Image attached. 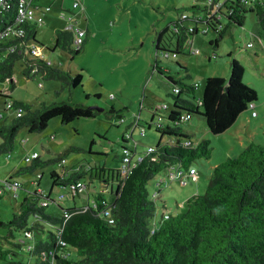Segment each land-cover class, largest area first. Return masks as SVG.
<instances>
[{"label":"trees","instance_id":"obj_1","mask_svg":"<svg viewBox=\"0 0 264 264\" xmlns=\"http://www.w3.org/2000/svg\"><path fill=\"white\" fill-rule=\"evenodd\" d=\"M225 2L219 12L228 22L223 23L217 36L210 41L214 46L230 24H243L244 14L248 11L256 15L260 28L258 35L264 34V0ZM9 4L5 18L11 21L16 0H9ZM187 18L179 14L172 26H166L156 37L154 65L165 74L170 84L167 95L172 98V104L164 109L167 110L165 119L155 122L160 139L153 150L137 159L124 178L119 177L117 168L109 169L117 183L107 197L112 221L101 213L102 195L94 198V206L73 205L63 209L69 213L64 217L63 213L60 216L47 213L40 201L48 194L42 195L34 189L23 196L18 212H13L6 221L0 219V229H4V232L0 231V264H264V140H252L235 156H228L214 165L204 191L189 196L183 211L161 216L154 228L149 223L156 204L146 188L148 181L170 163L188 167L192 160L208 158L211 154L209 139L193 143L191 133L182 124L194 114H200L211 133H221L256 99V90L242 82L244 68L235 58L230 61L227 78L205 77L199 95L195 92L197 84L187 81L190 77L188 72L174 77L168 69L157 66V55L169 58L187 53L186 43L198 31L196 25L188 30L189 25L183 24ZM194 20L202 21L199 17H194ZM82 30L86 32L87 29ZM167 30L173 36L172 46L162 43ZM35 33L36 25L33 24L23 41L38 43ZM53 41L52 49L58 48L74 55L83 46L84 39L75 47L73 31L62 27L55 29ZM23 48L19 53H7L0 62V80L8 78L11 87L12 69L18 58L23 59L22 72L28 77L38 72L43 78L60 81L61 88L69 89L82 83L80 71L71 74L53 66L52 62L47 64L42 58L31 55L27 47ZM175 63L182 68L177 59ZM11 107L20 108L22 112L7 124L0 125V153L13 148L15 134L21 127L39 132L54 116H58L62 123H68L100 112L84 104L67 101L42 102L32 109L30 104L14 100ZM109 111L122 118L113 107ZM137 119L140 124L138 116ZM124 133L121 145L126 144ZM164 135L168 139L162 141ZM48 162L37 156L24 170L32 171ZM98 169L103 171V168ZM81 172L79 167L70 174L65 170L60 176L52 170V185L66 186L77 180ZM5 192L0 193V198ZM25 229L31 232L30 240L23 237ZM15 231L22 232L20 238H15ZM58 240H63L65 246ZM28 241L33 242L30 249L26 246ZM23 249L24 254L19 251ZM61 251L66 252V257L60 255Z\"/></svg>","mask_w":264,"mask_h":264},{"label":"rangeland","instance_id":"obj_2","mask_svg":"<svg viewBox=\"0 0 264 264\" xmlns=\"http://www.w3.org/2000/svg\"><path fill=\"white\" fill-rule=\"evenodd\" d=\"M40 1L49 5L43 13L45 22L37 25L35 33L42 57L71 74L80 71L82 83L69 89L61 88L60 81L43 78L38 72L28 77L22 72L23 59H16L11 77L13 87L8 78L0 80V114L4 115L0 117V125L7 124L16 115L14 107L6 106L8 100L28 103L32 109L42 102L67 101L97 105L103 110L93 117H78L68 123H62L58 116H54L39 132H30L26 127L17 131L13 148L0 153V179H15L20 183L16 190L11 189L0 198L1 220L6 221L13 212H18L23 196L34 189L51 198L59 192L65 194L45 206L47 213L57 216L67 207L87 205L86 193H89V203L99 194L107 197L106 191L98 190V180L90 179L89 171L99 167L109 171L118 167L121 135L132 130L137 116L145 127V133L140 134L137 127L132 138L125 142L132 150L135 148L134 158L144 155L148 146L156 144L160 137L154 122L156 115L149 127L147 123L153 112L164 115L167 110L154 108L162 103L170 107L172 98L167 95L170 84L165 74L155 69L154 43L158 33L166 26L171 27L179 14L188 16L183 20L184 25H196L198 31L190 36L192 43H186L187 53L169 58L157 55V66L168 69L174 77L188 72L190 77L187 81L197 84L195 92L199 95L205 77L227 78L230 61L235 58L244 68L242 82L256 90L253 102L256 113L251 115L252 109L247 107L232 126L217 134L208 130L200 114H194L182 124L191 133L193 143L209 139L211 154L208 158H196L189 163L188 167L196 173L194 178L187 174L188 167L180 165L178 170L182 177L159 181L161 177L165 179L166 171L162 169L148 181L146 188L156 204L154 216L149 219L150 226L164 212L174 214L183 211L189 196L202 193L214 165L228 156H235L250 141L264 140V34L258 35L260 28L254 12L244 14L242 25L230 24L214 46L210 41L217 34L206 23L194 20V17L205 14L204 0H81L82 9L81 6L73 8V0ZM192 5L194 7L190 8ZM62 7L66 8L65 17L73 14L79 27L87 29L82 33L83 46L74 55L58 48L52 49L55 29L64 27L66 23V18L60 16ZM220 22L226 24L228 20L221 16ZM206 27L209 30L202 32L201 29ZM249 41L252 45L246 46ZM172 42L173 36L167 30L162 43L172 46ZM189 46L198 48V52H190ZM111 107L123 120L109 111ZM167 139L168 136H162V141ZM32 151L38 153L40 160L49 162L32 171L24 170L31 163L24 160V155ZM59 158L65 160L62 165L58 163ZM79 167L83 172L78 179L85 184L81 193L72 196L67 186L52 185L50 171L55 170L61 176L62 168L70 174ZM36 179L37 185L36 181L33 183ZM0 231L4 232V229ZM21 235V231L14 232L16 239ZM19 251L24 254L25 250ZM72 254L75 256L74 252Z\"/></svg>","mask_w":264,"mask_h":264},{"label":"built area","instance_id":"obj_3","mask_svg":"<svg viewBox=\"0 0 264 264\" xmlns=\"http://www.w3.org/2000/svg\"><path fill=\"white\" fill-rule=\"evenodd\" d=\"M81 0H73L72 2V7H77V6H81L80 4ZM259 2H261V0H258ZM205 2V9L206 12L204 14V16L199 17L202 21L199 22H204L206 23L215 33H218L220 31V29L222 28L223 23L220 22V17L222 16L221 13L219 12L220 9L222 8L223 4H226L225 0H204ZM10 8V4H9V0H0V62L3 59V57L7 54V53H11V52H21L22 50H24L23 47H27L30 54L36 57H40L42 58L47 64H49L51 62L50 59H46L44 57H42L41 54V47L39 46L38 43H33L30 40H24V37L27 34L28 28L31 25H39L40 23H44V17H43V13H45L48 9H49V5L48 4H40L38 2H36L35 0H16V4L14 5V13L12 15V20L8 21L5 18V13L8 12V9ZM60 16L63 18H66L65 21V25L64 28H68L70 30L73 31V44L75 45V47L79 46L81 44V42L83 41V30L81 27H79V25L77 24L78 21L76 19V17L71 14L66 16L65 10L63 8H61L60 11ZM182 16H184L182 14ZM209 20V23L208 21ZM5 22V23H4ZM188 30L191 31L192 30V26L189 25L188 26ZM209 29L206 27L204 30L201 29L202 32H207ZM15 40V42H10L11 40ZM190 39V38H189ZM192 43L191 39L188 41V43ZM252 42H247L246 46H251ZM189 51L190 52H198V48H194L193 46H189ZM165 56V54H164ZM34 70V69H33ZM32 70V71H33ZM7 80V78L5 79ZM4 80V81H5ZM175 91H177V88L174 89ZM112 97V94L110 95ZM11 101L8 100L7 101V107H11ZM248 107L251 108V115H255V110L254 108V104L253 102H250L248 104ZM165 109L167 108V104L166 103H162L160 105H156L154 109ZM16 111V115H20L22 110L20 108H18ZM1 117V114H0ZM123 120L122 118H120V121ZM138 126L139 130H140V134H144L145 133V127L143 125L138 124V119L134 121L133 123V128L130 131H127L124 133L126 142L128 139L132 138V132L135 129V127ZM186 142V141H185ZM135 143L134 142V147H135ZM188 143V142H186ZM154 146H148L145 153H148L150 151L153 150ZM135 148L134 150L131 149V147L127 146L126 144L121 145V152H120V162L119 165L117 167V172L119 174L120 178H124L130 171V167L134 164V162L139 159L138 158H134V153H135ZM38 156V153L36 151H32V152H28L24 155V160L29 162L31 161L33 158H36ZM65 162L64 158H60L58 163L60 165H62ZM179 164L178 163H170L168 164L164 169L166 171V175H165V179H163L162 177L159 178L158 180H171L173 178L176 177H182V175H180V171L179 169ZM62 174L65 173V169L62 168ZM188 175L191 176V178H194L196 176V173L194 171L193 168H189L188 167ZM114 174L112 173V176ZM106 178V177H105ZM37 182V179L33 181ZM107 182H103L101 183V188L99 189V191H106L107 193L110 190H114L115 186H116V180L114 181V188H111V184L109 182V180L106 179ZM35 182V184H36ZM20 186V183L15 180V179H8V178H3L0 179V193L3 191L8 192L11 189L16 190V188ZM66 186L68 187V191L69 193L72 194V196H75L76 194L81 193L84 188H85V184L77 179L75 181H71L68 184H66ZM38 190V189H37ZM40 191V190H38ZM65 196L64 193L59 192L58 195L54 198H51L49 195L41 198L42 200L40 201L41 205H45L47 206L49 204L50 201H56L59 198H63ZM89 205L94 206L95 205V199L92 200V203H88ZM87 204V205H88ZM100 204L102 205V210L101 213L109 216V221H112V219L110 218V207H109V199L102 197L100 200ZM82 206V207H86ZM63 216L64 217H68L69 213L65 210H63ZM162 216H167V213L162 214ZM155 227V224H153V227ZM23 237L27 238V239H31V232L27 229L23 230ZM32 241H28L26 246L27 248H31L32 247ZM58 243L60 245H64L65 246V242L63 240H58ZM60 255L63 257H66V252L61 251Z\"/></svg>","mask_w":264,"mask_h":264},{"label":"crops","instance_id":"obj_4","mask_svg":"<svg viewBox=\"0 0 264 264\" xmlns=\"http://www.w3.org/2000/svg\"><path fill=\"white\" fill-rule=\"evenodd\" d=\"M38 3H40V4H44L43 3V1H40V0H38L37 1ZM169 108V106L167 105V109ZM156 115V121H154V116ZM166 115H167V111H166V113H164V115H158V114H155V113H152L151 114V117H150V122H157V121H163L164 119H165V117H166ZM236 120H237V118H236ZM151 124V123H150ZM150 124L149 125H147L148 127L150 126ZM234 124V123H233ZM232 124V125H233ZM231 125V126H232ZM138 126H136L135 128H137ZM159 139H160V137H159ZM162 139V138H161ZM100 168H103V171H100L99 169H94V170H90L89 171V177H90V179L91 180H98V190L101 188V183H103V182H107L106 181V179L107 180H109V181H111V182H109L111 185V188H114V175L112 176V173L111 174H109V171L106 169V168H104V167H100ZM190 168V167H189ZM192 168V167H191ZM55 171V170H54ZM56 172V171H55ZM83 172V171H82ZM42 174L40 173L39 174V176H41ZM106 177V178H105ZM80 180V179H79ZM38 184V182H36V185ZM99 195H102L103 197H105L103 194H99ZM107 197H109L110 196V193L108 192L107 193ZM106 197V198H107ZM86 203L88 204L89 203V193H86ZM95 198V197H94ZM81 206H83V205H81ZM164 213H167V214H169V212H164ZM164 213H162V214H164ZM162 214H161V216H162ZM161 216H159V217H161ZM156 220L153 222V224H156Z\"/></svg>","mask_w":264,"mask_h":264},{"label":"water","instance_id":"obj_5","mask_svg":"<svg viewBox=\"0 0 264 264\" xmlns=\"http://www.w3.org/2000/svg\"><path fill=\"white\" fill-rule=\"evenodd\" d=\"M89 107H90V108H94V109L99 110V111L103 110L102 107H99V106H97V105H90Z\"/></svg>","mask_w":264,"mask_h":264},{"label":"clouds","instance_id":"obj_6","mask_svg":"<svg viewBox=\"0 0 264 264\" xmlns=\"http://www.w3.org/2000/svg\"><path fill=\"white\" fill-rule=\"evenodd\" d=\"M216 211H219V209H216Z\"/></svg>","mask_w":264,"mask_h":264}]
</instances>
